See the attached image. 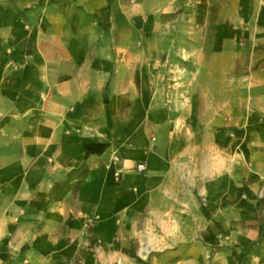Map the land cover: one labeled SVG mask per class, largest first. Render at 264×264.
Masks as SVG:
<instances>
[{
    "label": "crops",
    "instance_id": "1",
    "mask_svg": "<svg viewBox=\"0 0 264 264\" xmlns=\"http://www.w3.org/2000/svg\"><path fill=\"white\" fill-rule=\"evenodd\" d=\"M242 38L264 0H3L0 264H140L124 234L146 263L264 264V142L242 172L225 132L202 154L206 49Z\"/></svg>",
    "mask_w": 264,
    "mask_h": 264
},
{
    "label": "rangeland",
    "instance_id": "2",
    "mask_svg": "<svg viewBox=\"0 0 264 264\" xmlns=\"http://www.w3.org/2000/svg\"><path fill=\"white\" fill-rule=\"evenodd\" d=\"M2 1L0 0V3ZM108 40L112 41V38ZM258 42V40L250 41L242 38L236 40L234 47L231 48L230 45L220 43L216 46L215 41L210 39L203 59L208 67L203 71L204 81L211 80L217 83L203 87L204 98L206 99L209 94L212 97L211 102L204 100L202 103L203 112L200 119L204 134L202 154L205 156L209 153L205 144L215 143L216 137H219L216 135L217 132H225L234 145V161L240 172H242L244 160L254 163V159H258L259 144L264 142V50L260 48V46L264 47V40ZM170 74L172 81L177 79V71H171ZM156 91L160 96H166L169 93L166 98L170 101L166 105L177 114L180 106L178 87L172 86L170 89L158 87ZM109 93L110 90L106 92L108 96ZM107 104L109 105V102ZM172 122L176 127L180 125L178 114ZM214 148L215 146L212 147L211 154L214 165L218 166L220 172V162L224 151L221 149L217 151ZM123 236L124 242H130L132 245L136 260L140 264H145L146 262L136 252L134 238L126 234ZM195 243L180 242V246L171 248V254L165 262L146 264H195L192 261L198 253ZM90 244V248L94 247L93 242ZM201 257L197 264H222L221 258L214 253V250L206 251L203 248Z\"/></svg>",
    "mask_w": 264,
    "mask_h": 264
},
{
    "label": "built area",
    "instance_id": "3",
    "mask_svg": "<svg viewBox=\"0 0 264 264\" xmlns=\"http://www.w3.org/2000/svg\"><path fill=\"white\" fill-rule=\"evenodd\" d=\"M137 170L138 171H144V170H146V164L145 163H139L137 165Z\"/></svg>",
    "mask_w": 264,
    "mask_h": 264
},
{
    "label": "trees",
    "instance_id": "4",
    "mask_svg": "<svg viewBox=\"0 0 264 264\" xmlns=\"http://www.w3.org/2000/svg\"><path fill=\"white\" fill-rule=\"evenodd\" d=\"M139 260H141V259H139ZM146 264V263H145Z\"/></svg>",
    "mask_w": 264,
    "mask_h": 264
}]
</instances>
